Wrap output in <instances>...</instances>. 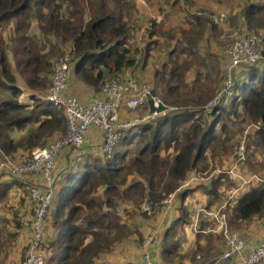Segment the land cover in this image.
<instances>
[{
    "label": "trees",
    "instance_id": "trees-1",
    "mask_svg": "<svg viewBox=\"0 0 264 264\" xmlns=\"http://www.w3.org/2000/svg\"><path fill=\"white\" fill-rule=\"evenodd\" d=\"M146 1L151 3V0ZM164 1L170 9L181 11L179 0ZM186 1L190 7L195 5L193 0ZM248 1L240 12V20L245 26L240 28L242 34L253 30L255 32L252 33L264 35L257 30L264 27V0ZM137 4V0H0V159L9 156L11 159L16 157L14 161H22L33 146L59 137L67 129L62 107L45 99L31 108L19 102V79L32 88H47L55 58L68 50L73 54L69 82L70 76H74L100 95L107 80L113 77L124 79L126 70L136 67L139 63L136 53L143 54L142 66L149 63L151 46L157 40L160 27L172 34L175 32L174 37L179 40V44L168 50L166 59L157 65L151 75L144 78L136 76V79L149 82L152 91L162 96L167 105L182 108L157 120L126 128L110 157L103 156L99 150L95 154L88 150L86 158L85 154L76 155L78 159L68 167L45 219L48 226L55 230L48 245H45L44 234L41 243L45 260L48 253H45V248L48 246L51 264H99L94 258L109 251L126 235L110 236L96 230L99 228L108 232L114 225V229L118 227V222H115L120 217V204H131L133 211H138L139 205L146 201L156 210L161 208L163 199L186 183L184 181L189 173L195 171L207 177L220 167L222 158L230 153L226 148L231 138L225 134L227 126L223 122L228 116L245 118L259 126H251L247 131L251 143L245 144V147L248 153H258L264 158V61L261 65L248 67L245 73L241 71L244 76L236 82L234 95L226 107L204 114L198 106L189 109L191 106L177 105H204L214 96L217 91L215 85L208 90L199 83L206 80L208 69L215 66L221 72L222 83L227 58L219 54L221 50L217 52L213 48L222 46V36L227 42L226 32L229 29L225 28L237 25L239 17L233 16V10L227 14L225 11L227 22L215 24L206 14L211 10L196 9L200 14L193 15L194 23H186L187 13L190 12L187 10L181 24L166 25L164 22L170 13L167 15L166 9L160 7L163 18L157 24ZM147 20H150L148 28L145 25ZM145 27L147 33L142 46L133 47L131 39L136 38V33ZM39 38H45L42 44ZM262 53L264 55V50ZM191 71L194 72L192 80L188 78ZM191 84H194L192 88L187 89ZM206 120L207 124L204 123ZM218 124L219 130L216 129ZM18 132L20 135L16 137ZM99 133L102 140V133ZM232 157L231 163L237 157L236 152ZM3 178L7 180L3 181ZM0 179V202L10 192L25 183L28 186L30 182L28 175L5 174ZM210 182L206 190L210 198L205 207L209 209L219 198L218 208L235 183L224 173H216ZM99 187L102 188L100 191ZM194 190L195 187L188 186L180 192V214L165 231L161 256L167 263L170 262L169 251L176 250L180 245L178 227L188 224L187 220L192 216L185 210L183 201ZM23 201L24 196L21 198ZM216 208L213 206L210 210ZM123 211L126 217L132 214L126 209ZM139 211L138 214L146 217ZM223 211L229 225L240 228L264 217V184L247 186L236 194L233 202L225 205ZM81 213H85L83 218ZM152 217L144 219L151 220ZM125 220L123 218L124 223ZM5 222H8L7 219L1 217L0 224L4 226ZM16 225L19 227L17 221ZM119 225L128 230L125 224ZM5 227L0 226V252L12 245L14 239L15 247L21 238L20 234L8 232ZM137 234L140 237L138 230ZM175 236L178 238L174 239ZM221 236L215 234L219 244L210 246L215 254L221 251L220 246L224 242ZM199 250V246L195 245L193 251ZM20 251L19 264H23L26 256L23 243Z\"/></svg>",
    "mask_w": 264,
    "mask_h": 264
},
{
    "label": "built area",
    "instance_id": "built-area-1",
    "mask_svg": "<svg viewBox=\"0 0 264 264\" xmlns=\"http://www.w3.org/2000/svg\"><path fill=\"white\" fill-rule=\"evenodd\" d=\"M137 1L142 5L146 3V0ZM194 14H200V12H188L187 24L195 22ZM206 14L215 24H222L225 21L224 11H210ZM262 42V36L250 32L238 35L231 44L221 50V54L227 58L224 64V79L214 96L198 107L204 114H209L214 109L223 108L229 104L240 75L239 70L263 61L264 55L260 47ZM72 63L71 51H66L55 58L51 68L50 85L45 96V100L62 107L67 121L66 132L42 145L33 146L22 161H14L9 156H3L0 159L1 173L30 177L26 196L27 210L20 217L22 226L27 229L24 242L26 256L23 264H46L44 252L41 250L42 228L58 183L56 158L63 149L69 150V153L73 155V161L76 159V154L83 151L90 130L96 129L102 133L99 150L103 156L110 157L126 128L141 122L157 120L171 111L182 108L167 105L159 95L152 91L149 82H140L135 76L129 74L124 79L110 78L103 84L99 96L87 102L82 101L77 96L68 93V77ZM19 102L22 103L21 100ZM27 106L30 107V105ZM189 109H194V107H189ZM132 114L135 115L131 116ZM243 157L244 148L241 146L235 161L228 167L226 165L222 167V171L235 183V186L227 192L223 204L215 210L199 208L191 218L190 226L194 232L201 231L199 219L202 212L210 215L211 219L217 223V228L212 231H221L223 235L224 251L221 256L225 259L242 255L245 246L240 233L228 227L227 215L223 211L225 205L233 202L236 194L247 186L255 183L264 184L263 176L240 172L239 162ZM172 198L173 193L161 203L169 205ZM139 210L147 215H151L154 211L152 204L146 201L139 205ZM153 242V234H147L142 239L141 244L144 250L140 255V264H154L150 254ZM239 264H264V240L246 252Z\"/></svg>",
    "mask_w": 264,
    "mask_h": 264
},
{
    "label": "crops",
    "instance_id": "crops-1",
    "mask_svg": "<svg viewBox=\"0 0 264 264\" xmlns=\"http://www.w3.org/2000/svg\"><path fill=\"white\" fill-rule=\"evenodd\" d=\"M194 6L190 7L188 2L186 0H179V5L181 6L180 10L170 9L167 7L166 2L164 0H151V3L146 1L145 4H140L137 1V6L140 7V10L147 15H151L153 19H156V21H159L163 18V15L159 12L160 7L163 9H166L167 15L169 14L168 18L164 22L166 25H173L176 23L183 22V17L185 15V11H195L196 9H206L211 11H225L224 4L220 2V0H193ZM150 3V4H149ZM189 7V8H188ZM180 9V7L178 8ZM237 10V9H236ZM156 16H161V18H155ZM215 51L219 52V48L214 47ZM68 93L77 96L82 101H89L93 99L96 96H99V93L94 91L90 86L86 85L85 83L78 80V78L74 76H70V82H69V89ZM101 142V135L98 130L91 129L88 134V141L86 142V145L83 147V151L79 152V154H85L88 150H90L92 153L95 154L99 150V144ZM67 152V150H65ZM100 151V150H99ZM62 152V151H61ZM67 154V153H66ZM69 157V155L67 154ZM65 158V157H64ZM62 157L56 158V171L59 174L58 177V183L56 192L58 191V187H60L64 181L65 175L68 171V167L73 164L71 162H74L71 160V156L69 159V164L64 166L65 159ZM230 157H223L221 160V165L216 170L210 172V177H200L202 176L198 173L191 172L189 173L187 179L184 181V183L180 188H178L173 193V198L171 200V203L169 205L163 204L161 205V208H158L154 210V215L151 220H147L139 216L138 211H133L131 204H120V211L124 212L123 210L126 209L129 212L134 213L133 219H130L131 223L136 222L137 230L140 232V238L139 236H135L134 234L132 236L127 237H121L119 241H117L114 246L109 250L106 251L104 254H99L100 256L98 258H94V261L96 260L99 264H140V255L143 252L144 248L142 247V239L147 234H153L154 235V242L153 245L150 248V254L152 256L154 264H198V256L201 258L199 264H204L202 259H205L208 261V264H239L241 262L242 256L245 255L246 252L250 251L255 247V245L262 240H264V217L262 218H256L251 221L249 226L246 228L247 231L252 232L251 237H248V240L246 238L243 239L245 246L243 249L242 255L235 256L231 259H225L222 258L221 254L224 251V242L222 243L221 251L220 253H214L211 250L212 245L217 244L218 242L214 238L215 233L221 234V231H212L210 236H207L209 233H195L192 231L191 226L189 223H191L192 216L190 215V219L188 218V224L183 223L178 227V237L180 238V245L176 248V250L169 251L168 256L170 255V262H166L162 259L161 256V248L164 241V235L166 229L172 224V222L179 216L180 214V203H181V196L180 192L188 187H195V190L188 194L184 201L183 205L187 212H190V214H194L196 210L199 208H202L203 205L205 207L206 202L210 198L209 195L206 194L207 188L210 187V180L214 177L216 173H220V168L222 170L223 165L228 166L230 165ZM227 166V167H228ZM226 167V168H227ZM5 175V174H4ZM8 176V175H7ZM204 176V175H203ZM229 177V176H228ZM199 178V181H198ZM208 178V179H207ZM230 179V178H229ZM1 180V179H0ZM3 181L7 180L6 178L2 179ZM231 180V179H230ZM200 185V186H199ZM102 188L99 187V191ZM203 189V192L202 190ZM245 189V188H244ZM242 189V190H244ZM241 190V191H242ZM98 191V192H99ZM55 192V194H56ZM191 195L193 196L192 198ZM197 197L198 199H195V202L193 201V198ZM214 200V198H213ZM214 203V202H213ZM214 204L210 207L213 208ZM24 208V213H26L27 210V201H26V194L24 195V201L23 205H21L20 208ZM140 212V211H139ZM120 215V213H119ZM124 217V216H123ZM120 222L121 224H125L130 231L132 229V225L129 223H124L123 219ZM47 224V223H46ZM228 224V223H227ZM201 225V221H200ZM247 225H243L245 227ZM52 230L53 237L55 235V230L53 227H50ZM27 229L22 230L23 233L20 234V236L25 234V238L27 236ZM114 229H112L113 231ZM115 232H112L111 235H113ZM217 234V235H218ZM122 235V234H121ZM137 235V232H136ZM90 236V234H89ZM223 236V235H222ZM52 237V238H53ZM177 236L174 237V239L178 238ZM254 237V241H253ZM51 238V239H52ZM50 239V240H51ZM222 242V240H221ZM219 244V243H218ZM195 245H198L200 248L201 254H197L196 251H193L195 248ZM212 253L215 255L211 256ZM50 255V254H49ZM197 258V259H196ZM214 258H217V260H214Z\"/></svg>",
    "mask_w": 264,
    "mask_h": 264
},
{
    "label": "rangeland",
    "instance_id": "rangeland-1",
    "mask_svg": "<svg viewBox=\"0 0 264 264\" xmlns=\"http://www.w3.org/2000/svg\"><path fill=\"white\" fill-rule=\"evenodd\" d=\"M220 2L224 4V6H225L224 9L226 11V14L229 11L233 10V12H234L233 16H238L239 18L237 20L238 21L237 25L235 24L232 28H225L226 30L229 29V30H227L228 32H226V35H227L226 36V38H227L226 40H227V42H225V40H224L225 37L223 38V36H222V40H223L221 42L222 46L221 47L218 46L219 47V52H220V50H223L227 46V44L229 45L231 43V41H233L234 38L237 35L242 34V30L240 28H244L245 26H244L243 22L240 20L241 19L240 18V12L244 8V6L247 3H249V1L248 0H220ZM236 14H238V15H236ZM155 18H161V16H156ZM155 21H156V19H155ZM156 22H157V24L161 23L162 19L159 20V21H156ZM224 22H227V21L225 20ZM149 24H150V20H147L146 24H145L147 26V28H148ZM147 28L145 27L144 29L143 28L140 29L139 32L136 33V36H135L136 38H132L131 39L132 43H133L132 44L133 47L140 48L142 46V43H143L144 39L146 38V33H147L146 30H147ZM257 30L260 31V34H264V27L258 28ZM248 31L255 32L253 30H248ZM31 32H32V30H31ZM157 32H158L156 34L157 40L155 41V43H153L154 45L151 46V51L152 52L149 54V57H150L149 58V63H147L146 65L144 64L142 66L141 65V61H142V58H143L142 57L143 54L136 53L135 56H136V58H137L139 63L136 65V67L127 69L126 70L127 74L133 75L135 77L139 76V77H143V78L145 76H148V74L151 75L153 73V71L155 70V68L157 67V65L161 64L166 59L168 50L171 47L176 46V45L179 44V40L177 39V37L176 38L174 37L175 36V32H173V34H172L170 31L162 30L161 27H160V30H158ZM4 35H5V37L7 36L6 33ZM33 36L37 37L35 34ZM261 36L264 37V35H261ZM40 38H42V37H40ZM44 40H45V38H44ZM44 40L40 39L39 40L40 44H42L44 42ZM260 47H261V51L264 50V40H263L262 44L260 45ZM66 49H67V47H66ZM64 52H66V51H64ZM219 54H221V53H219ZM222 56H224V55H222ZM263 61H264V59H263ZM261 63H262V61L259 62L258 65H261ZM246 69L244 68V69H240L239 70L238 74L240 73V75H239V80L237 79V83L240 82L242 76H244V74H242V73L243 72L245 73ZM241 71H242V73H241ZM193 77H194V72L191 71L188 74V78H191L190 80H192ZM220 79H221V72L218 69V67L215 66L212 69H208V76H206V80L203 83H202V81H200L201 83H199V84H202L205 88H208V90L210 88H213L212 86L215 85L214 87L216 88V90H218L220 88V86H221V80ZM20 81H22V80L19 79V84L21 83L20 84L21 85L20 86L21 92H20V94L18 96V99L21 100L24 105H30V107H33V105L35 103H38L39 100L45 99V96L47 95L50 83H49L48 87L45 88V89H37V88H32V87H29L27 85H24ZM219 82H220V84H219ZM189 83H191V82H189ZM193 85L194 84H191L187 89H191ZM160 97L162 98V96H160ZM177 105H186V106L188 105V106H191V107H194V106H198L199 107V105H203V104L202 103H188V104L179 103ZM194 108H197V107H194ZM202 120H205V118H202ZM207 122L208 121L206 120L204 123L207 124ZM223 122L226 123V126H227L225 128L226 129L225 134L232 139V140L231 139L229 140V142L227 144L228 146L226 148V150H228V152H230V153L232 152L231 154L228 153L229 154L228 156L231 158L230 161L233 159L232 156L234 155V152H236V155H237L238 151L240 150V147L243 146V148H244V157H243L242 161L239 162L240 172H242V173H245V172L246 173L247 172L255 173V174H258L259 176H263L264 177V158H263V156H261L258 153L253 155L250 151L248 153L246 151V147H245V144H247V143L250 144L251 143L250 138H248V132L247 131L251 128V126H254V124L249 123L248 120H246L245 118L241 119V117H240V118H237V119H233V117H230V116L224 118ZM32 126L33 125H30L29 127H32ZM216 126H217L216 129L218 128V130H219L220 124H218ZM19 135H20V132L15 134L16 137H18ZM52 138H54V137H52ZM251 148H252V150L254 149V147H251ZM65 150L66 149H63L62 152H60V154L58 155V157H62V158L65 157L64 158L65 161H64V164H63L64 166L69 164V159H70V155H71L69 153V150H67V152ZM66 153L69 155V157L67 156ZM77 154L79 155V152ZM248 154H249V156H248ZM72 156L73 155H71V157ZM77 156H76V161L78 159ZM15 158L16 157H14L13 159H15ZM73 161H75V159H73ZM55 166H56V164H55ZM227 166H228V164H227ZM220 171H221L220 173H224L221 170V168H220ZM200 175H202V174H200ZM0 176H4V174L0 172ZM200 177H206V176L202 175V176H199V178ZM207 177H210V176H207ZM199 178H198V181H199ZM20 188L15 189L14 191L10 192L6 196V198L3 199V201L0 202V218L3 217V219H7V221H8L7 223L6 222L4 223V226H6L5 230L8 231V232H17L18 236H19V234L23 233L22 230H24V228H25V227L22 226V224L20 222V217L24 213V208L23 207L20 208V207H21V205H23V203L21 202V198L25 195V193H27V185H26V183L23 184V186L20 187ZM201 190L203 192V189H201ZM96 195H99V193H97ZM192 197L193 196L191 195L190 198H192ZM7 199H8V205H7ZM195 199L197 200L198 198L194 197L193 198L194 202H195ZM213 202H214L213 203L214 204V208H216L218 206L217 204L219 203V198L215 199ZM9 203H10V205H9ZM201 207H204V206L202 205ZM152 208H153V206H152ZM209 209H211V208H209ZM133 214L134 213H132V214H130V216L126 217L127 214L125 212L120 211L119 220H116V222H115V224L118 222L117 223L118 227L116 229H114L115 228V225H114L113 228H111V230H109L108 232H106L105 230L99 229V228H96V230L102 232V234L107 233L110 236H112L111 235L112 232H115L114 233L115 235H121V234L124 233V234H126L125 237L132 236L133 234L135 236H138V234L136 235V232H137L136 222L137 221L136 222L132 221V223L130 221V219H133ZM84 215H85V213H81L80 214V216L82 218L84 217ZM139 215L142 218H147V216L154 215V212L151 215H147L146 214V217L145 216L143 217L141 214H139ZM123 218L127 219V220H125L126 223H129L130 225H132V229H130V231L129 230H125V229L120 227L119 224H120V222H122L121 220ZM199 220L201 221V225H200V227H201L200 230L201 231H199V233H204V234L205 233H209V232H212V230H215L217 228V223L213 219H211L210 215H208L206 213H203V212L200 213V219ZM16 221H17L19 227H17ZM227 223H228L229 228L231 229V227H232V229L238 231L243 239L245 238V240H246V238H247V240H248V237L253 236L252 232H249V231L246 230V228L249 225L245 226V227H242V228L237 227L235 225H231L230 226L228 218H227ZM48 224L49 223L46 224V222H45V224H44V226L42 228V234H44L45 240H46L45 245H48L47 243H49L50 239L53 237V234H54V233H52V230L48 226ZM0 226L4 227L1 224H0ZM112 229H114V230L112 231ZM215 234H218V233H215ZM218 235H220V234H218ZM222 237L223 236H221V238ZM14 241H15V239L12 241V245H13ZM253 241H254V237H253ZM9 242L11 243V241H9ZM24 242H25V234L21 236L20 240H18V244L15 247H14V245L13 246L10 245L9 247L3 249L0 252V264H19V261H20L19 252H21L20 248L22 247V243L24 244ZM17 246H19V248H18L19 250L17 249ZM46 252H48V253H46ZM196 252H197V254H201V252H198V251H196ZM45 253H46V256H47L46 264H51L49 259H48V256L50 254L49 251H48V246H47V249L45 248ZM213 255H215V254L212 253L211 256H213ZM200 259L201 258L198 257V264L200 263ZM214 260H217V258H214L213 261ZM202 261H203L204 264H208V261H206L205 259H202Z\"/></svg>",
    "mask_w": 264,
    "mask_h": 264
}]
</instances>
